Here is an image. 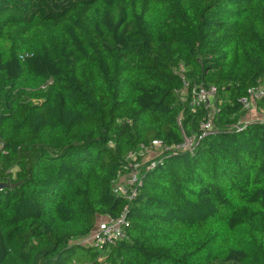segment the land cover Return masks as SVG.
<instances>
[{"label":"trees","instance_id":"trees-1","mask_svg":"<svg viewBox=\"0 0 264 264\" xmlns=\"http://www.w3.org/2000/svg\"><path fill=\"white\" fill-rule=\"evenodd\" d=\"M260 82L264 0H0V264H264V98L233 128ZM187 85L217 90L206 137Z\"/></svg>","mask_w":264,"mask_h":264},{"label":"built area","instance_id":"built-area-1","mask_svg":"<svg viewBox=\"0 0 264 264\" xmlns=\"http://www.w3.org/2000/svg\"><path fill=\"white\" fill-rule=\"evenodd\" d=\"M188 90L187 98L184 102L188 103L189 108L193 113H196L199 109H205L208 117L201 126L200 138L206 137L208 133L215 128L214 119L218 113L217 111V90L215 88H206L203 85H197L192 88L187 85ZM264 98V82L258 83V85L252 87L248 91V95L241 100L243 110L247 112V115L241 119L233 128H240L248 125L249 114L253 111H258V100ZM264 120V116H263ZM179 122H181L179 120ZM181 124V123H180ZM194 139H186L184 145L177 147L176 149L191 150L194 145ZM3 147V146H0ZM164 151L169 150L161 142H153L150 148L141 147L138 151L131 152L128 157L130 173L125 176H121L113 184L114 193L122 196L128 200L133 199L136 196V186L140 179L138 167L140 166L136 160L139 156H144L146 153L154 150ZM127 209L122 213L120 217L113 218L106 216L102 218L94 228V230L86 237L79 239V244L87 247H95L103 249L106 246L116 245L118 242L126 238L125 229L128 226L126 221ZM70 264H81L79 262H73Z\"/></svg>","mask_w":264,"mask_h":264},{"label":"rangeland","instance_id":"rangeland-1","mask_svg":"<svg viewBox=\"0 0 264 264\" xmlns=\"http://www.w3.org/2000/svg\"><path fill=\"white\" fill-rule=\"evenodd\" d=\"M187 93H188V90L187 89H185L183 92H181L180 94V96H181V99L183 100V101H185L186 100V98H187ZM262 117V113H261V111H253L251 114H249V120H257V121H260V118ZM156 152L155 151H150L149 153H146L147 154V156H148V158H150V159H152V158H154L155 157V154ZM75 243H79V240H76L75 241ZM101 253V250H95V253ZM85 254H87L86 252H84L83 250H80V249H78L77 250V254H76V260L77 261H79V263H84L83 261V256L85 255Z\"/></svg>","mask_w":264,"mask_h":264},{"label":"crops","instance_id":"crops-1","mask_svg":"<svg viewBox=\"0 0 264 264\" xmlns=\"http://www.w3.org/2000/svg\"><path fill=\"white\" fill-rule=\"evenodd\" d=\"M253 121H256V120H253Z\"/></svg>","mask_w":264,"mask_h":264}]
</instances>
